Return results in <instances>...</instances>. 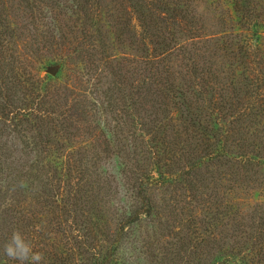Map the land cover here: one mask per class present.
Returning <instances> with one entry per match:
<instances>
[{
    "label": "trees",
    "instance_id": "16d2710c",
    "mask_svg": "<svg viewBox=\"0 0 264 264\" xmlns=\"http://www.w3.org/2000/svg\"><path fill=\"white\" fill-rule=\"evenodd\" d=\"M263 167L264 0H0V264L16 229L41 264H168L180 189L218 217L175 264H264Z\"/></svg>",
    "mask_w": 264,
    "mask_h": 264
},
{
    "label": "rangeland",
    "instance_id": "374dc122",
    "mask_svg": "<svg viewBox=\"0 0 264 264\" xmlns=\"http://www.w3.org/2000/svg\"><path fill=\"white\" fill-rule=\"evenodd\" d=\"M23 51L27 52L28 48L24 49ZM46 54L49 56V58H52V56L48 52H46ZM38 58L39 57H37V59ZM37 62L39 66H43L41 68L42 74H48L49 76L54 77L56 74L60 75V72H63L61 71L62 65L56 63L55 61H51L48 64H41V62L39 61ZM151 168L153 170V177L158 179L160 177L159 169L156 166H152ZM260 171V175L254 177L257 178V184L252 183L254 184L253 186L256 190L253 194V199L250 198L251 200L249 199V201L246 202L249 206H252L256 201H263V197H261L259 194H264V189L262 188V186H264V167ZM177 194L182 195H174V197H176L175 199H168L170 197V192L169 194H164V196L166 197L165 199L164 196H161L163 198V201L166 203L165 206H163L164 204H161V201H158V205L163 206L159 209V211H165L163 215L159 216L158 218H160L164 224L169 223L170 226L168 230L164 228L160 230L156 229V236L154 238H164L162 242H164V240L168 242L165 246L166 250L168 252H173V255L170 254L169 256L170 258L167 261L168 264H175V261L173 260L176 259H179L176 262L180 263L181 256H184L186 258L185 252L189 254L195 251L196 256L198 253V256L200 257V253L204 247L203 238L206 236L203 230H205V228L208 226L210 220L213 221V219H215L214 217H218V215H216L215 213L209 215V213L204 212L201 203H195V200H193L194 202H192L190 201V198L184 197L183 194H186L184 189L178 190ZM172 209H174V213L171 212ZM211 216H213L212 219L210 218ZM110 217H112V221L116 219V215H110ZM226 220L227 219L223 220L222 222L224 223L226 222ZM219 226L220 224L217 225V222L215 221L211 225V228L215 232V230H219ZM112 228H115L114 223L109 222L107 227L102 229V232L104 234L103 240L98 243V248H107L109 238L108 234H110V232L108 233V231H111ZM133 229V232H135L136 234H140L141 236L146 235L145 231L148 232L149 235H153L150 227H148V224H146L145 222L141 224V226H136ZM159 250L160 247L150 250L149 253L154 255H161L159 253Z\"/></svg>",
    "mask_w": 264,
    "mask_h": 264
},
{
    "label": "clouds",
    "instance_id": "9594fccd",
    "mask_svg": "<svg viewBox=\"0 0 264 264\" xmlns=\"http://www.w3.org/2000/svg\"><path fill=\"white\" fill-rule=\"evenodd\" d=\"M24 186L23 183L19 185V187ZM12 191H15V189H12ZM9 202L10 198L6 203ZM34 249L33 241L25 233L16 229L4 244V255L11 260L19 261V264H41L44 259L43 253Z\"/></svg>",
    "mask_w": 264,
    "mask_h": 264
}]
</instances>
